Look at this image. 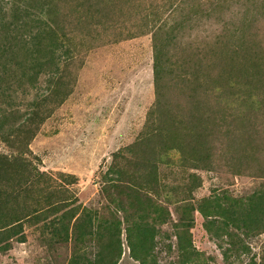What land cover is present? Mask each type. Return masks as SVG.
Instances as JSON below:
<instances>
[{"label": "rangeland", "instance_id": "1", "mask_svg": "<svg viewBox=\"0 0 264 264\" xmlns=\"http://www.w3.org/2000/svg\"><path fill=\"white\" fill-rule=\"evenodd\" d=\"M0 6L5 23L17 22L11 26L16 36L29 43L41 32L42 39L33 49L39 54L24 50L20 68L0 73V111L8 115L1 129L9 135L0 137V157L24 166H17L20 178L0 180V191L19 195L30 211L62 207L46 222L76 206L101 219L120 220L125 231L126 214L113 204L107 208L110 199L102 191L116 179L113 167L126 179H140L144 161L128 149L153 123L148 125L156 101L153 68L159 44L172 77L186 68L180 66L184 61L197 69L191 87L199 89L200 97L209 95L214 122L209 134L203 132L209 143L194 149L208 155L203 167H180L175 160L160 169L159 204L169 209L172 221L161 227L156 264H183L173 224L175 209L185 206V199L197 204L224 194L245 198L264 189V102L259 100L264 94V0H1ZM2 23L0 40L10 33H3ZM169 87L171 92L175 88L172 82ZM222 91H232L228 107L214 106ZM251 91L255 99L243 100ZM187 93L183 83L168 97L184 103L186 118L191 111ZM193 220L192 246L202 256L188 264H264V231L241 236L249 251L226 261L197 211ZM42 226L29 219L21 234L2 238L0 264H69L76 248L71 239L65 243L51 237ZM125 238L123 232L118 264H139L130 257ZM97 247L93 238L84 239L81 253L88 262Z\"/></svg>", "mask_w": 264, "mask_h": 264}, {"label": "trees", "instance_id": "2", "mask_svg": "<svg viewBox=\"0 0 264 264\" xmlns=\"http://www.w3.org/2000/svg\"><path fill=\"white\" fill-rule=\"evenodd\" d=\"M3 11L4 8L2 9L0 6V22H3V33L6 30H10V33L7 34L8 39L0 40V73H4L7 69H13V67L20 68L23 65L22 56L24 54L31 56L35 53L39 54L38 50L33 49L39 48L42 41L39 36L41 32L39 35L32 37L31 43H26L23 37L16 36L11 30V26L17 22L5 23L4 18L6 15ZM15 13H17V10ZM154 41L157 44V40ZM50 49L48 50L49 57L54 53ZM24 50L29 52L23 54ZM195 56L193 54V57ZM154 57L153 71L156 101L149 113L148 125L151 122L153 123L150 124V127L145 128L146 133L128 149L135 152V156L144 161L142 162L143 168L139 176L140 179L129 177L126 179L124 172L113 167L110 171L116 176V179L109 180L102 191V194L110 199L107 208H111L113 204L117 211L126 214V219L123 220L125 231L122 229L120 220H114V218L101 219L97 217V214H92L86 208L80 210L76 206L70 208L61 217L46 222L49 216L59 212L62 207L55 208L56 204H54L52 206L53 210H50L51 206L49 205V208L45 211H39V209L30 211L29 205L22 206L20 204L19 195H9L0 191V240L3 238V240L9 241L11 237L18 236L21 234L24 221L33 219L36 223L42 222V229L48 230L51 237H58L61 239L60 241L65 243H68L71 239L76 248L69 264H118L123 254L122 236L125 232L126 245L131 258L139 264L157 263V251L161 244V241L157 238L162 234L161 227L172 221L169 209L159 204V198L162 196L160 169L162 166L170 165L175 160L180 167H184L187 163L193 169L203 167L202 163L205 162L208 155H200L194 149L209 143L208 137H205L203 132L209 134V131H212L214 119L211 112H208L209 95L200 97L199 89L191 87L192 82L196 81V75H199L197 69L194 71L191 67L187 68L188 63L184 61L180 65L186 66L181 72L183 74L178 72L172 77L174 73L171 70L172 66L166 60L165 49L160 44L158 48L157 45L155 47ZM215 66L218 65L215 64ZM254 77L259 79L260 74H256ZM198 80L201 81L200 76ZM1 82L3 80L0 79ZM170 82L175 86L172 92L169 87ZM183 83L185 89L191 91V93H187L189 95L187 99L190 101L188 104L191 107L187 118L181 115V113L186 112L184 103L174 104L168 99L170 94L172 95ZM212 86L213 84L206 87L210 88ZM209 91L205 90L203 94H208ZM253 94V91L249 92L250 96L244 97L243 100H254ZM229 99L230 101L233 99L232 91L228 95L222 91L218 94L214 106H221V103H223L228 107L226 101H229ZM236 99L238 98L236 97ZM259 100L262 103L264 102V94L260 96ZM6 120H8V115L6 116L0 111V137L3 138L9 136L1 129L7 124ZM186 131L190 132L187 133ZM182 132L184 133L182 134ZM186 135L191 137L188 138ZM191 147L193 148L190 149ZM189 151L192 153L190 154ZM20 153L22 154L24 151L21 150ZM119 155L121 154H116V157ZM174 157L177 158L174 159ZM4 161L12 162V160L0 157V180L10 183L15 179L14 177L20 178V174L17 173L19 172L17 166L24 168L21 160L17 163L15 161L14 164L11 163L9 167ZM12 167L13 170H11ZM261 174L264 175V168H262ZM191 176V180L198 181L196 174H191ZM195 187L189 188V192H192ZM173 192L174 194L178 193L177 190H173ZM185 201L187 202L185 206L175 209L177 222L173 224L177 251L181 253L183 264H188V261H192L193 258L202 256L193 248L191 241L190 231L194 226L193 214L195 211L204 218L206 232L217 242L223 259L226 261L234 253L239 257V253L244 254L249 251L241 236L247 238L251 237L253 233L259 234L264 231V189L256 190L251 196L245 198L231 199L224 194L222 197L215 196L202 199L197 204L188 199H185ZM225 202L226 205H223ZM85 238H93L99 246L95 258L89 260V262L85 253H81ZM6 247L8 245L4 249ZM168 251H172V244L168 245ZM251 264L255 263L251 262Z\"/></svg>", "mask_w": 264, "mask_h": 264}]
</instances>
